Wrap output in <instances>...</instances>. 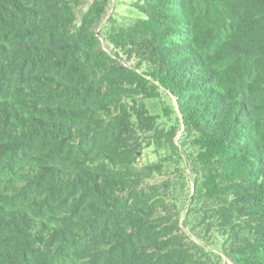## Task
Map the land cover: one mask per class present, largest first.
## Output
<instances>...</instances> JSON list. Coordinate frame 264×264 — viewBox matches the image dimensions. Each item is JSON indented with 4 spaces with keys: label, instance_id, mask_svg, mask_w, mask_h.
Listing matches in <instances>:
<instances>
[{
    "label": "trees",
    "instance_id": "1",
    "mask_svg": "<svg viewBox=\"0 0 264 264\" xmlns=\"http://www.w3.org/2000/svg\"><path fill=\"white\" fill-rule=\"evenodd\" d=\"M0 0V264H264V0Z\"/></svg>",
    "mask_w": 264,
    "mask_h": 264
},
{
    "label": "rangeland",
    "instance_id": "2",
    "mask_svg": "<svg viewBox=\"0 0 264 264\" xmlns=\"http://www.w3.org/2000/svg\"><path fill=\"white\" fill-rule=\"evenodd\" d=\"M139 0H110L108 15L120 25H126L140 18L141 15L135 9Z\"/></svg>",
    "mask_w": 264,
    "mask_h": 264
}]
</instances>
